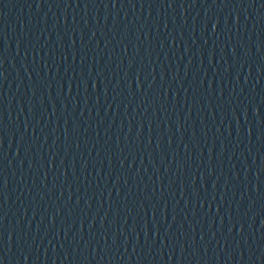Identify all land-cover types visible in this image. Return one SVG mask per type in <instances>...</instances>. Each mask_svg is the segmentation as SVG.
Returning a JSON list of instances; mask_svg holds the SVG:
<instances>
[{"label":"water","instance_id":"obj_1","mask_svg":"<svg viewBox=\"0 0 264 264\" xmlns=\"http://www.w3.org/2000/svg\"><path fill=\"white\" fill-rule=\"evenodd\" d=\"M0 264H264V0H0Z\"/></svg>","mask_w":264,"mask_h":264}]
</instances>
